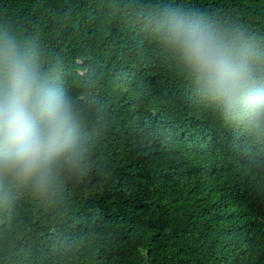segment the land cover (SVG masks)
I'll list each match as a JSON object with an SVG mask.
<instances>
[{
  "label": "trees",
  "instance_id": "1",
  "mask_svg": "<svg viewBox=\"0 0 264 264\" xmlns=\"http://www.w3.org/2000/svg\"><path fill=\"white\" fill-rule=\"evenodd\" d=\"M176 4L264 66V0H0V45L63 90L82 153L0 185V264H264V124L158 42Z\"/></svg>",
  "mask_w": 264,
  "mask_h": 264
},
{
  "label": "clouds",
  "instance_id": "2",
  "mask_svg": "<svg viewBox=\"0 0 264 264\" xmlns=\"http://www.w3.org/2000/svg\"><path fill=\"white\" fill-rule=\"evenodd\" d=\"M156 32L205 100L264 124V66L250 46L226 40L179 4L162 10ZM78 138L63 90L41 76L30 53L0 45V185L46 189L62 165L78 162Z\"/></svg>",
  "mask_w": 264,
  "mask_h": 264
}]
</instances>
